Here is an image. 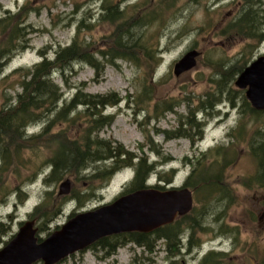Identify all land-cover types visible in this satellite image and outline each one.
Masks as SVG:
<instances>
[{"label": "rangeland", "instance_id": "rangeland-1", "mask_svg": "<svg viewBox=\"0 0 264 264\" xmlns=\"http://www.w3.org/2000/svg\"><path fill=\"white\" fill-rule=\"evenodd\" d=\"M246 1L1 0L0 18L10 15L9 13H18L24 7L26 9L23 15H27V24L35 31L29 35L28 48L14 55L0 69V107L5 95L16 100L15 96L21 92L17 82L24 71L14 73L15 70H26L40 62L43 52L54 59L60 47L71 44L78 36L95 49L107 50L113 45L118 27L123 25L134 31L135 36L140 37L139 41L148 46L147 49H151L152 54L160 60L148 59L143 51L135 50L139 55L138 62L119 58L115 65L105 63L103 74L98 80L95 70L83 62L74 63L73 70L67 71L65 75L54 73L53 80L61 86L67 102L82 84L85 91L92 94L117 92L122 101L117 106L106 108L104 115L112 116V122L98 133V137L112 141L113 146L123 145L136 155L146 156L149 162L160 164L163 158L152 150L158 148L171 161L159 165L156 170L167 173L172 168L175 169L176 185L181 186L192 170V165L188 164L186 158H197L207 149L227 142L228 132L240 121L243 96L246 97V90L235 84L240 73L231 76L224 84L232 95L227 92L219 94L218 82L223 76L229 75L228 70L245 69L264 55V41L258 43L256 38L242 36L231 27V23L245 8ZM136 3L140 7L134 8ZM172 3L175 5L167 8ZM250 5L258 11L259 33L264 23V0H252ZM110 6H119V11L123 12L114 22L104 18L110 12ZM144 14L150 19L155 16L156 19L147 25L136 26ZM215 29L216 33L213 34ZM2 36L0 34V41ZM192 49L201 53L197 58V65L190 71L176 75L175 64ZM100 60L104 61L102 58ZM144 84L148 85L150 97H142ZM215 99H219V103L211 110L209 104L214 103ZM165 103L175 105L176 112L163 114ZM202 103L207 110L205 108V111L199 113ZM62 104L63 102L60 106ZM83 110L84 107H79L69 116L80 115L76 121L67 120L56 125L50 134L27 142V159L16 167L20 176H16V173L0 175V197L1 193L11 192L5 202L0 199V223L4 225L0 226V248L19 231L25 221L31 219L29 214L44 201L47 190L53 192V199H56L61 182L68 178L72 181V189L74 185L79 190L86 187V181H75V176L70 175H64L60 181L53 180L48 185L44 181L51 170L47 158L60 139L58 133L64 131L69 138H80L82 130L88 127ZM190 110L199 113L198 120L205 124L203 139L197 145L192 144L189 137L166 140L162 130H176L180 125V116L188 115ZM216 114L218 117L214 118ZM183 120L185 121L184 118ZM261 121H258V126ZM44 125L43 122L31 124L26 132L29 136L39 134ZM235 151L239 158L228 170L227 183L236 196V203L226 212L220 213V216L225 215L222 219H217L218 215L216 218L215 215L205 218L203 223L209 229L196 227L191 230L187 226L183 227L182 237L194 240L195 246L192 254L185 259L179 258L177 264H202L203 256L211 250L224 253L214 256L217 264H264V189L244 185L246 178L255 173L256 162L246 145L239 143ZM111 163L113 161L92 162L83 174L91 176ZM36 164H41V167L34 181L22 183L27 200L19 203L16 195L19 183L22 178L31 175V169ZM134 172L135 168L132 166L117 174L112 173L110 182L99 188L96 197L88 201L84 208H78L75 202L69 201L59 207V212L49 224L43 225L38 217L36 226L40 239L60 228L70 218L73 210L77 214L115 200L133 180ZM150 176V183H159L156 173H151ZM5 178H12L8 180L10 184L6 183ZM96 185L99 186V181ZM58 206L54 201V204L52 202L42 210H57ZM221 225L222 230L219 229ZM166 257V244L160 239L153 252L131 242L118 247L111 255H107L103 249L97 253L91 250L81 251L60 264H171L166 261Z\"/></svg>", "mask_w": 264, "mask_h": 264}, {"label": "trees", "instance_id": "trees-1", "mask_svg": "<svg viewBox=\"0 0 264 264\" xmlns=\"http://www.w3.org/2000/svg\"><path fill=\"white\" fill-rule=\"evenodd\" d=\"M251 1H246L245 8L231 23V27L237 30L238 34L247 38H256L258 43H261L264 41V23L262 24V31L258 33L257 29L260 24L259 17H257L258 11L252 8L250 5ZM174 5L172 3L167 8ZM137 7H140L138 3H136L134 8ZM25 9L23 7L18 13L13 15L9 13L10 15L0 18V34L3 35L0 41V69L5 62L9 61L17 53L26 50L29 46V35L35 29L27 24V15H23ZM109 10L110 12L104 15V18L108 21L114 22L123 14L122 11H119V6H110ZM155 19V16L150 19L149 16L144 14V17L140 18L135 25H147ZM134 33V31L121 25L115 33L113 45L107 50L95 49L86 40L79 39L78 36L71 44L60 47L56 51L54 59H50L46 52H43L40 62L35 63L26 70L24 68L15 70L14 73L24 71L17 82L21 92L15 96L16 100L11 96L5 95V100L0 107V175L16 173V176H20V172L16 167L27 159L25 148L27 142L38 140L44 135L50 134L56 125L67 120L76 121L79 119L80 115L69 117L79 107H84L82 113L89 122L86 123V126H88L86 130H82L80 138H69L65 136L66 133L64 131L58 133L60 139L57 144H54V148H52L50 156L47 158V163L51 170L44 180L45 184L48 185L53 180L58 182L63 179L64 175H70L75 176V181H86V187L79 190L74 185L68 196L58 195L56 199H53V192L47 190L44 201L37 205L29 214L31 219L36 220L39 217L43 222L42 224L47 225L57 215L60 210L59 207L69 201L75 202L78 208H84L88 201L96 197L98 189L105 187L110 182L112 179L110 178L111 174L126 166H133L136 170V175L126 185L121 195L144 188L163 190L167 187H174L172 184L175 177V169L172 168L167 173L156 170L159 165L171 161V158L161 154L158 148L155 147L152 150L157 151L159 156L163 158V162L160 164L149 162L146 156L136 155L125 149L123 145L113 146L112 141L98 137V133L112 122V116L104 115L106 108L117 106L122 101L117 92L92 94L86 92L82 84V87L67 102L64 100L65 94L61 86L53 80L54 73L59 72L65 75L67 71L73 70L76 62H83L91 66L95 70L96 79L98 80L103 74L105 63L115 65L116 60L119 58H127L130 61L138 62L139 55L135 50L143 51L148 59L160 60L152 54L151 49H147L148 46L139 41L140 37H136ZM99 57L104 61L100 60ZM238 69L237 71L234 69L228 70L229 75L223 76V79L218 82L220 83L219 94L227 92L232 95L231 90H226L224 84L229 81L231 76L244 70V68ZM65 81L67 82V79ZM147 87V84L143 85L142 97L149 96ZM61 102L63 104L60 106ZM167 103L164 104L163 114L166 112L175 113V105ZM218 103L219 99H215L214 103L209 104V109L214 110L215 105ZM242 103L240 121L237 126L228 132L227 142L207 149L197 158H186L188 164L192 165V170L186 177L182 187H188L193 191L195 200L193 210L187 215L178 217L174 223L163 226L151 233L129 232L101 239L97 243L102 244V248L107 255L115 253L118 247L131 242H135L143 246L145 250L153 252L156 242L160 239L164 240L166 250L170 254H174L179 250L177 245L180 241L183 227L187 226L191 230L196 227L209 229V226L203 223L205 218L209 215H215V218L218 215L217 219L225 217V215L220 216V213L226 212L236 203V196L227 183V173L229 168L239 158L235 151V147L239 143L246 145L249 154L256 162L255 173L246 178L244 185L249 188L264 189V111L255 110L244 96ZM204 105L202 103L198 110L199 113L206 108ZM199 113H196L195 110H190L188 115L180 116V125L176 130H162L166 135V140L189 137L192 144L197 145L203 139L205 129V124L197 118ZM217 117V114L214 115V118ZM246 119L248 120L245 121ZM260 120H262L261 125L258 126L257 123ZM38 122L45 124L42 132L29 136L26 132L27 127ZM250 122L252 123L251 127ZM191 130L196 132L193 133ZM158 132H161V130H158ZM49 146L52 147L53 145ZM107 161H113V164L111 163L110 166L104 165L102 170L91 176L83 174V171L88 168L90 163H107ZM41 164H36L31 169V175L27 176V178H22L19 183V188L16 190L19 203H24L27 200V193L23 189L22 183L25 184V182L35 179ZM15 168L16 170L14 171ZM151 173L157 174L159 183L155 185L146 183ZM9 179L12 178H5L6 183H9ZM97 181H99V186L96 185ZM10 193V191L1 193V201L5 202ZM54 201L59 205V209L51 208L43 211L46 209L44 206L52 202L54 204ZM75 211L73 210L70 217L75 215ZM0 226L4 225L0 223ZM222 228L223 225L219 226L220 230ZM215 255L218 254L212 253V255L206 256L202 261L203 264H217V259L214 258Z\"/></svg>", "mask_w": 264, "mask_h": 264}, {"label": "water", "instance_id": "water-1", "mask_svg": "<svg viewBox=\"0 0 264 264\" xmlns=\"http://www.w3.org/2000/svg\"><path fill=\"white\" fill-rule=\"evenodd\" d=\"M201 53L192 49L174 66L180 75L197 65ZM246 90L251 106L264 111V55L247 66L235 81ZM71 179L59 186V195H69ZM195 205L193 191L181 188H144L119 196L110 203L81 211L60 228L40 239L35 220L24 222L19 231L0 248V264H58L71 255L88 249L101 239L129 232L151 233L189 214Z\"/></svg>", "mask_w": 264, "mask_h": 264}, {"label": "flooded vegetation", "instance_id": "flooded-vegetation-1", "mask_svg": "<svg viewBox=\"0 0 264 264\" xmlns=\"http://www.w3.org/2000/svg\"><path fill=\"white\" fill-rule=\"evenodd\" d=\"M1 1V0H0ZM7 12L10 11V10H6ZM213 34L216 33V29L214 31H212ZM194 246H195V242L194 240H192L191 238H188L185 240L184 237H182V235L180 236V241L177 245V247L179 248L178 251H176V253L174 254H170L168 251H167V257L168 259H166V261L170 262L171 264H177V260L179 258H184L187 256V255H191L192 254V251L194 249ZM102 244L101 243H94L93 245H91L88 249L82 251V252H86V251H89L91 250L92 252L94 253H97L99 252L100 250L102 251ZM104 250V249H103ZM213 254H219V255H223L224 253L223 252H216L215 250H211L209 252H206L205 255L203 256L204 258L208 255H212ZM38 264H44L43 262H38ZM203 264V262H202Z\"/></svg>", "mask_w": 264, "mask_h": 264}]
</instances>
